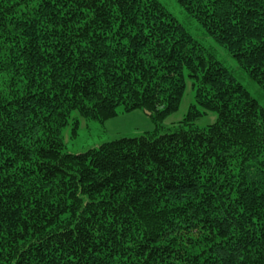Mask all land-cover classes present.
Wrapping results in <instances>:
<instances>
[{
    "label": "trees",
    "instance_id": "obj_1",
    "mask_svg": "<svg viewBox=\"0 0 264 264\" xmlns=\"http://www.w3.org/2000/svg\"><path fill=\"white\" fill-rule=\"evenodd\" d=\"M176 1L264 92V0ZM119 107L155 128L63 150ZM0 264H264V107L158 0H0Z\"/></svg>",
    "mask_w": 264,
    "mask_h": 264
},
{
    "label": "rangeland",
    "instance_id": "obj_2",
    "mask_svg": "<svg viewBox=\"0 0 264 264\" xmlns=\"http://www.w3.org/2000/svg\"><path fill=\"white\" fill-rule=\"evenodd\" d=\"M185 29L204 47L207 51L227 69L235 78L244 85L250 94L264 107V92L253 81H251L239 67L233 57L226 50L209 37L203 27L191 17L176 0H158ZM193 101V89L188 77L185 78V87L178 102L177 108L169 113L162 122V128L171 129L177 125L186 114L189 104ZM215 113L208 112L195 121L196 125L202 127L215 120ZM74 121L77 126L73 130ZM155 124L148 112L135 109L124 112L121 107L117 114L105 121L86 119L73 111L68 123L61 129L63 150L70 153H81L89 148H94L102 143L119 138L137 137L145 132H150Z\"/></svg>",
    "mask_w": 264,
    "mask_h": 264
}]
</instances>
